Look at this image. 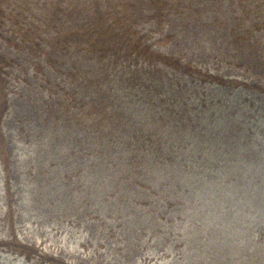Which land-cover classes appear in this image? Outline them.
Returning a JSON list of instances; mask_svg holds the SVG:
<instances>
[{
  "label": "trees",
  "instance_id": "1",
  "mask_svg": "<svg viewBox=\"0 0 264 264\" xmlns=\"http://www.w3.org/2000/svg\"><path fill=\"white\" fill-rule=\"evenodd\" d=\"M64 4L53 11L63 24L65 20L71 23L67 28L60 24L56 36L75 54L85 47L95 60L80 72L76 63L64 64L52 70L56 74L53 79L36 78L31 87L37 89L39 99L33 100L30 95L34 107L28 103L32 109L16 120L18 139L34 152L37 149L36 155L46 154L51 167L59 164L52 173L47 171L51 189L61 193L64 183L72 189L70 195L53 197L55 202L69 199V204L40 214L39 219L78 226L90 221L98 230L96 234L111 243L115 254L126 257L129 250L121 240L128 231L125 197H129V211L139 200L152 203L140 188L147 187L151 180H162L160 185L166 191L163 202L183 204L190 200L186 213L196 215L198 194L191 198L190 193L197 192L192 188V179L199 169L212 173L219 184L232 173L242 177L240 169L246 170L252 180L246 200L251 196L252 204L244 205L249 207L246 210L255 208L256 213L264 215V102L254 97L263 98L264 88L223 78L215 71L195 67L182 55L169 56L153 49L148 35L134 27L140 22L136 18L134 23L138 9H144L151 22L162 24L167 21L163 17L169 20L175 14L185 20V26H214L227 31L229 37L240 32L235 38L246 47L252 42L264 47V0H67ZM8 17L0 10V39L3 20ZM244 52L230 55L236 61L233 64H238ZM7 66L6 58L0 55V174L3 197H7L4 214L12 217L4 137L11 93ZM76 85L84 88L77 89ZM225 89H234L235 93H226ZM37 121L41 126L27 129ZM63 127H77V132L58 147ZM73 160L89 162L94 172L86 166L77 169ZM185 177L190 179L188 186ZM199 190L209 193L210 183ZM215 211L212 208L207 218L216 217L218 207ZM244 222L238 216L232 217L226 226L236 236ZM1 249L23 256L27 262L66 264L18 241L0 242ZM250 250L249 246L242 249L249 263L254 258Z\"/></svg>",
  "mask_w": 264,
  "mask_h": 264
},
{
  "label": "rangeland",
  "instance_id": "2",
  "mask_svg": "<svg viewBox=\"0 0 264 264\" xmlns=\"http://www.w3.org/2000/svg\"><path fill=\"white\" fill-rule=\"evenodd\" d=\"M62 1L64 0H51V4L48 3L47 5L46 1L43 0H0L1 12L8 14L11 18V20H5L6 25L3 29L4 38L0 42V53L7 58L8 67L5 69V74L10 82L9 90L12 92L10 95V114L4 124V137L9 157L7 178L10 180L11 194L13 196V215L11 217L6 213L4 214L6 211L4 205L7 197L6 195L3 197L4 188L1 178L0 242L18 241L27 245L31 250L35 249L41 251L43 254L53 255L56 259L62 260L66 264H116L111 254L113 252L99 246V236H91L85 230L67 223H61L58 220H55V223H53V220L39 219L38 216L40 214H46L69 204V199L55 202L53 199L56 197H53L64 196L65 194L70 195L72 189H70L68 183L63 184L64 187H62L61 193L55 192L54 188L51 189L49 185L51 175L47 177V171L52 173V171L57 169L55 167L59 164H56V161V165L51 167L46 154L41 152L40 156L36 155L38 154L37 149L34 152L32 148L27 147L16 136V120L21 114H26L32 109L26 102L28 101L29 105L34 107L28 97L33 95V100L39 99V96L35 94V90L37 89L31 87L37 80L31 78V75L35 71L32 59L36 58L40 63L38 71L41 73H39V77H43V75H50L48 77L56 75L52 74L50 65L60 52L56 49L57 55L53 54L49 52V48L51 43L56 46L60 40L56 36V33L60 28V24H62V20H55L56 18L52 13L53 8L56 10L58 4L62 7L65 5L64 3H67V0L64 3ZM34 15L36 19H34ZM25 17L30 19L25 20ZM12 18H18L19 20H12ZM142 20L134 27L136 31L141 33L143 31L144 35L148 34V39L154 44V48L168 55H182L187 60L192 61L191 63L195 67L206 71L212 70L218 72L223 78L238 79L246 82L251 87L264 88V54L262 53L264 47L261 45L255 46L253 42L250 43L249 47H246V43L235 38L240 35V32H237L236 36L229 37L230 34L228 35L227 31L217 29L218 27L204 26L200 28L197 24H187L185 26V20H180V17L175 14L171 15L169 20L163 17L162 20L167 21L162 24L159 22L150 23L144 18ZM67 21L70 24V20ZM17 22L20 25L17 26ZM135 22L136 18L134 19ZM262 34L263 32L260 33V35ZM239 42L243 45L239 44ZM244 50L245 52L237 60L238 64H233L236 61L232 60L230 55H237L238 52H243ZM65 59L67 61L70 60L67 57ZM82 61H87V58L79 56V60L74 63L79 62L78 66H80ZM224 91L231 94L235 93L234 89H225ZM19 92L22 93V96L18 94ZM254 97L264 102V97L260 98L257 95H254ZM51 125L53 127V123ZM37 126H41L38 121L30 124L27 129ZM49 129L52 133L53 129L51 127ZM61 131L64 134L61 135L63 139L57 144L58 147L64 146L67 143L66 139L77 132V127L72 129L70 127L68 129L63 127ZM41 138L40 140H45V138ZM88 150V147H85L86 153ZM83 155L85 156L84 153ZM31 159L33 161H30ZM73 162L77 169H84V166L90 167V164L85 160L83 163H77L75 160ZM90 171L94 172L91 167ZM55 178L61 181V178L58 176ZM134 179H136L135 175ZM62 181L64 182L65 179H62ZM23 186L25 187L24 193H22ZM154 191V198L162 200L164 191L156 189ZM244 202L238 203L230 200L221 204V214H217L215 220H219L216 223L219 224L222 232H214L220 233V235H227L224 232L227 227L226 222L232 217L238 216V219L242 221L248 220L250 227L244 222L241 228L242 231L248 234L253 233L252 237L248 238V242L252 247V254L258 257L259 260H253L249 263L247 260L245 261L246 258H244L240 249L237 251L233 248V254L224 244L213 243L211 245L214 257H211V260L205 261L204 264H222V262L223 264H264V215H257L256 217L253 213L245 212L246 207L243 205ZM191 219L192 221H199L196 217H191ZM206 223L211 228L214 221L209 220ZM208 225H204L202 228H207ZM182 227L189 229L184 235L188 233V240L195 242V233L197 234L201 230L195 229V232L191 234L192 228L189 224L182 222ZM85 228L87 226H82V229ZM202 232L207 234L209 239H212L215 235L211 230L209 231L210 233L205 230ZM214 239L218 241L219 236H215ZM232 240L234 241L235 237ZM10 246L15 251H18L15 245ZM133 246H130V248ZM163 246L164 244L161 240L155 241L154 245H148L147 248L142 246L141 251L144 253L148 252L149 255L142 254V259L139 261L144 264V258H147V264H163L162 261H156L159 256H162L159 251L164 250ZM204 252L203 250L201 255ZM198 253L199 251H195L193 255H187V263H200L197 260ZM132 254L134 253L132 252ZM227 258L228 261L225 262ZM129 260H125V263L132 261V259ZM24 261L23 256L12 252L5 253V251H0V264H38L37 261L32 263ZM122 263L119 262V264Z\"/></svg>",
  "mask_w": 264,
  "mask_h": 264
}]
</instances>
